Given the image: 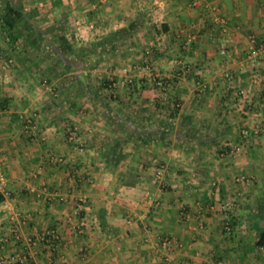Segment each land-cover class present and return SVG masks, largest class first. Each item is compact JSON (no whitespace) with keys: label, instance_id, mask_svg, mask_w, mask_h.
I'll return each mask as SVG.
<instances>
[{"label":"crops","instance_id":"obj_1","mask_svg":"<svg viewBox=\"0 0 264 264\" xmlns=\"http://www.w3.org/2000/svg\"><path fill=\"white\" fill-rule=\"evenodd\" d=\"M20 2L40 31L34 46L23 34L8 44L0 32V171L11 191L0 203L5 264H163L165 257L174 264H264V241L257 245L249 212L264 195V137L252 138L234 160L220 156L257 120L241 103L253 102L264 117L263 55L255 85L244 62L249 35L264 40V0ZM214 16L226 20V32ZM118 29L129 31L122 46H133L134 58L116 63L114 53L106 68L82 70L86 86L71 77L80 71L54 74L56 56L43 57L61 30L66 42L85 47ZM221 45L227 53H219ZM105 79L117 88L111 100ZM124 122L172 129L166 144L159 135L144 143ZM187 130L202 144L183 142ZM117 140L123 143L111 149ZM154 157L165 166L162 190ZM238 174L250 182H236ZM227 198L235 201L230 233L207 207ZM40 233L58 238L49 245ZM29 252L25 262L11 260Z\"/></svg>","mask_w":264,"mask_h":264},{"label":"trees","instance_id":"obj_2","mask_svg":"<svg viewBox=\"0 0 264 264\" xmlns=\"http://www.w3.org/2000/svg\"><path fill=\"white\" fill-rule=\"evenodd\" d=\"M7 1V2H6ZM2 2L0 0V32L4 31L6 36L9 38L8 44H11L19 35L23 34L25 39L32 46L36 43L37 34L40 29L32 24V18L35 15L34 12H25L23 10L20 0H6ZM4 4H2V3ZM125 33H129L127 29H118L108 32L98 40L91 43L89 48L85 47H74L72 44L66 42L63 39V30L61 34L57 35V38L50 43L48 46L47 53L43 57L49 58L53 53L59 62H52L49 67L50 71L54 74H58L62 71L77 70L80 71L77 75L71 77L77 81L80 86H86L87 76L83 74L82 70L93 68L96 64L103 60H109L110 57L115 53V50L122 46L123 38ZM1 36L2 33H1ZM56 41L58 43H56ZM91 56V58H90ZM95 56V57H94ZM52 58V57H51ZM9 62L8 58H5L4 62ZM11 63V62H10ZM61 64V67H57V64ZM108 89L111 91L110 100L113 99L111 95L117 90L115 82L113 80L105 79ZM115 95V94H114ZM176 106L172 105L170 108V115L173 116L176 113ZM130 123V122H129ZM128 122H124L123 130L125 132H134V136H140L143 138L144 143L155 139L156 136H161L163 139L168 137L166 135L172 129V125H165L161 128H150L148 130L140 128L134 123L133 126H129ZM189 130L191 126H188ZM164 128H168L167 132ZM182 127H180V130ZM185 129V128H183ZM192 131H185L184 135H180V139H183L187 145H201V140L194 137ZM185 137V138H181ZM186 139V140H184ZM165 144L167 141L164 139ZM207 141L203 142L206 143ZM211 143H216L215 140H210ZM123 142L121 140L114 141L110 144L111 149L117 150ZM3 197L0 195V203ZM250 216L254 218V228L259 232L257 245H262L264 241V195L260 196V201L254 203L250 207ZM230 225H233V220H230ZM2 241H0L1 249Z\"/></svg>","mask_w":264,"mask_h":264},{"label":"built area","instance_id":"obj_3","mask_svg":"<svg viewBox=\"0 0 264 264\" xmlns=\"http://www.w3.org/2000/svg\"><path fill=\"white\" fill-rule=\"evenodd\" d=\"M197 2L198 0H191L192 5L197 4ZM212 21L216 26H218L221 32H226L227 30L226 20H224L223 18L219 16H214L212 18ZM218 51L221 54H225L227 53V48L226 46L221 45ZM258 54H262L264 58V40L259 41L254 35H249L244 62H245V66H247L250 72L252 73L251 77L253 81H257V74L255 71L258 66V58H257ZM223 78L227 81H230L231 79L230 73L224 71ZM248 108L251 109L252 107L249 105ZM255 115L257 117L256 122L251 127L242 128L239 132V142L235 146H231L228 149H226V151L221 152L220 153L221 157H227L231 160H234L239 155V150L241 149V147L249 143L252 140V138H254L255 136L264 137V117L260 112L256 113ZM27 123H30V119H28ZM67 134L70 139H73L76 133L73 129H68ZM152 164L155 166V171H154L155 179L154 180L158 184L159 188L162 190L167 185L166 182L162 179V173L165 170L164 163L154 158L152 159ZM250 179L251 177H249L246 174H238L234 176V180L239 183H248L250 182ZM214 185L215 183H212V186ZM0 195L3 197V200L1 202L2 204H6L8 200L11 198V191L7 187L1 171H0ZM234 205H235V201L232 198H227L225 200L217 202L216 205L207 206L209 209L211 210L215 209L221 214V217L223 220V229L227 233L231 232L232 226L230 225V217H231V213H232ZM129 221L130 220L128 219L127 222ZM73 227L75 231L83 232L84 220L81 219L77 224H74ZM144 231L146 233V237L149 236L151 233L150 229L147 227H145ZM57 238L58 236L55 235L54 233H40L38 235V240L44 243H47L49 245L55 240H57ZM31 243L34 244L33 242ZM170 244H171L170 239H164L161 245L165 248H169ZM28 256H30V252H29V255L24 254L21 257H17V256L16 258L12 257L11 260L15 259L14 261L19 260L20 262H25ZM6 262H7L6 258L0 257V264H5ZM163 264H174V263H172L169 257H165L163 259Z\"/></svg>","mask_w":264,"mask_h":264},{"label":"rangeland","instance_id":"obj_4","mask_svg":"<svg viewBox=\"0 0 264 264\" xmlns=\"http://www.w3.org/2000/svg\"><path fill=\"white\" fill-rule=\"evenodd\" d=\"M91 45V44H90ZM90 45H87V46H85V48H89V46ZM77 48H79V47H77ZM126 52H128V53H126ZM132 53V58H134V47L133 46H129V45H127V46H122V47H119L116 51H115V54H117V62L116 63H119V62H121V60H123V59H125V58H128V57H130V54ZM118 55H119V57H118ZM116 56V55H115ZM95 57V56H94ZM103 62H106L105 60H103V61H100L98 64H96L95 66H96V68L98 69V71L99 70H101L102 68H106L104 65H102L103 64ZM115 62V61H114ZM99 64H100V66H99ZM134 64V63H133ZM94 66V67H95ZM133 68V67H132ZM134 69V68H133ZM249 69V68H248ZM256 74H257V81H253L252 80V77H251V82L255 85V84H257V82H258V80L260 79L259 78V72H258V66H257V69H256ZM98 73V72H97ZM250 74H252V73H250ZM98 76H99V74H98ZM97 76V74H96V78L98 77ZM100 79V78H99ZM98 78H97V80H99ZM109 80H113V79H109ZM114 81V80H113ZM108 88V87H107ZM253 102H251L250 101V103H249V105L252 107L251 109L250 108H248V102L247 101H245V102H243V103H241V104H243V106L240 108V111H249V112H253V113H258V111L256 110L257 108H254V106H253V104H252ZM253 109H255L254 111H253ZM256 116V115H255ZM239 142V139H238V141H237V143ZM218 145V146H217ZM210 146H213V148H220V147H222V149H224L225 147H224V143L223 142H216V143H212V145L210 144ZM227 148V147H226ZM154 158H156V157H154ZM150 159H152V158H150ZM157 159V158H156ZM151 161V160H150ZM225 162V160H220L219 161V163H224ZM236 176V175H235ZM242 184H246V183H242Z\"/></svg>","mask_w":264,"mask_h":264}]
</instances>
